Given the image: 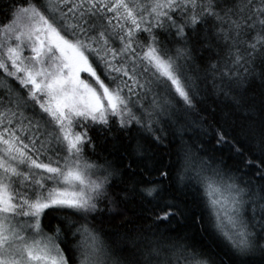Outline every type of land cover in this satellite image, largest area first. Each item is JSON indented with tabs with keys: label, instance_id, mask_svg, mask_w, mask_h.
<instances>
[{
	"label": "snow or ice",
	"instance_id": "1",
	"mask_svg": "<svg viewBox=\"0 0 264 264\" xmlns=\"http://www.w3.org/2000/svg\"><path fill=\"white\" fill-rule=\"evenodd\" d=\"M0 15V71L19 85L0 93V264H225L180 240L112 244L91 225L102 201L119 202L109 192L117 170L85 157L97 147L90 133L106 139L132 125L156 145L167 129L180 136L177 176L203 190L231 264L256 253L264 264V174L244 181L183 141L195 126L229 144L222 126L213 132L192 115L209 83L249 118L256 110L246 93L257 79L264 86V0H0ZM197 53L211 61L203 73ZM133 155L129 168L157 170L144 143ZM144 183L145 197L162 196L159 182ZM160 211L182 214L171 200Z\"/></svg>",
	"mask_w": 264,
	"mask_h": 264
},
{
	"label": "trees",
	"instance_id": "2",
	"mask_svg": "<svg viewBox=\"0 0 264 264\" xmlns=\"http://www.w3.org/2000/svg\"><path fill=\"white\" fill-rule=\"evenodd\" d=\"M3 19L4 16L0 15V21ZM204 55L206 58L200 60V53H197L196 64L201 73L211 62L207 59L208 54L204 53ZM212 59H215L214 54ZM103 70V65H100L98 75H101L102 79H107L103 76ZM257 70L259 71V68ZM81 78L92 80L87 73H81ZM9 88L18 90V82L11 77H5L0 71V93H6ZM201 88H204V84H201ZM262 93L264 86L259 79L249 85L246 95L249 100L254 99L256 102V110L249 118L248 110L242 108L237 111L235 106L223 96L218 98L212 92L209 83L207 92H202L200 102L192 115L193 118L204 121L201 127L210 128L213 132L222 126L228 133L229 144L217 146L215 135L202 134L201 128L195 126L185 130L183 141L191 145L194 152L199 149L198 155L205 158L213 157L216 161L215 167L231 170L233 175L244 181L255 179L259 183L257 173L264 174V164H262L264 128L261 123L264 120V113L259 111ZM151 100L152 96L149 94L145 100V107L151 103ZM24 115L30 117L32 113L25 111ZM26 122L27 120L24 121ZM167 132L161 145H156L152 140V134L137 125H132L128 130L114 129L113 134L106 139L95 131L90 133L97 147L95 152L90 148L86 149L85 157L99 164H103L106 160L117 170L109 192L119 204L118 208L114 209L107 200L102 201L99 204L102 211L94 214L95 219L90 216L89 221L102 233V238L112 244L119 242L127 246L132 239H138L143 243L160 239L169 243L180 240L214 257H222L225 264H231L227 242L210 224L212 210L203 196V190L195 181L186 180L183 184L179 181L178 157L184 144L180 136L174 134L171 129H167ZM137 142L144 143L152 155L150 163L157 170H153L151 176L142 172L135 164L131 168L128 167L130 155L133 160H139L133 155ZM236 148L240 149L241 154L236 153ZM165 169L169 172L166 178L160 175ZM152 180L159 182L162 188V196L156 200L145 197L140 192L142 187L147 186L144 182ZM125 192L128 194L127 199H124ZM168 200L179 205L182 214L174 215L168 220L158 219L162 216L160 205ZM198 220L200 222H197ZM48 222L45 218V223ZM51 223L54 226L55 220L53 219ZM250 264H262L259 253L251 257Z\"/></svg>",
	"mask_w": 264,
	"mask_h": 264
},
{
	"label": "rangeland",
	"instance_id": "3",
	"mask_svg": "<svg viewBox=\"0 0 264 264\" xmlns=\"http://www.w3.org/2000/svg\"><path fill=\"white\" fill-rule=\"evenodd\" d=\"M85 80V79H84ZM86 82H89V83H92V84H94L95 82H94V80L92 79V80H90V81H87V80H85ZM26 116V115H25ZM25 124H27V122L25 123Z\"/></svg>",
	"mask_w": 264,
	"mask_h": 264
}]
</instances>
